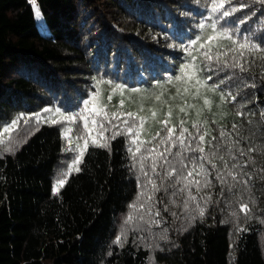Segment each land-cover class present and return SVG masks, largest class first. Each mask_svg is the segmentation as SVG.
<instances>
[{
  "label": "trees",
  "instance_id": "1",
  "mask_svg": "<svg viewBox=\"0 0 264 264\" xmlns=\"http://www.w3.org/2000/svg\"><path fill=\"white\" fill-rule=\"evenodd\" d=\"M35 2L46 35L30 0H0V264H264V0ZM213 3L230 14L214 13ZM202 22L219 34L201 48L202 73L231 94L239 117L212 123L204 142L202 125L188 126L191 136L155 170L149 151L171 146L160 143L166 128L137 151L136 116L100 113L102 137L88 140L79 106L94 82L163 78ZM56 105L88 140L75 164L67 121L35 118ZM194 168L200 174L183 179Z\"/></svg>",
  "mask_w": 264,
  "mask_h": 264
},
{
  "label": "rangeland",
  "instance_id": "2",
  "mask_svg": "<svg viewBox=\"0 0 264 264\" xmlns=\"http://www.w3.org/2000/svg\"><path fill=\"white\" fill-rule=\"evenodd\" d=\"M33 7V12L38 29L43 35L48 34V29L43 21L40 10L39 15L36 14L38 7L34 0H30ZM203 25V27H201ZM200 25V31L195 36V39L190 41L189 47L185 53L183 61L177 64L175 70L166 74L163 78L154 80L148 84L140 83L137 85H129L123 82L116 81H95L94 90L83 101L79 108H84V118L87 119V129L85 134L88 140L92 141L93 138L98 140L102 136L92 121L95 120L96 115L93 111V105L97 108H103L101 114L112 116L116 113L117 117L125 116V113L131 112L136 116L138 122L134 123V134L131 136V145L138 147L142 141H149L163 128L165 125L162 123L167 120L168 127L180 125V121H184L183 127L187 128L190 125L200 124L203 127V132L208 133L205 140L212 133L211 124L223 125L228 121H234L239 117L237 112L229 108V101L232 96L227 90L213 85L209 82L208 78L202 73L199 65V58L201 48L206 51L211 47V42L208 37L214 36L217 38L219 35L216 31L212 30V24L207 25L203 23ZM186 66H188L186 68ZM180 79H177V78ZM214 89V90H213ZM110 97V99H109ZM159 97V99H157ZM205 100L209 103L205 104ZM121 101L123 104L121 105ZM85 102H88L87 110H85ZM183 108L182 112L180 109ZM49 109V111H44ZM41 114H38L44 121H52L56 118L65 119L66 116H71L72 113L59 106L46 107ZM59 110V111H57ZM72 110V109H70ZM153 113L155 115L153 116ZM170 113V115H169ZM127 116V115H126ZM143 118V127H140V119ZM83 123L85 126V119ZM67 121V126L63 130V136L69 138L72 148L76 152V159L84 148V138H76L72 134V121ZM17 123V119L11 120L5 125V129L11 130L16 126L13 122ZM124 126V125H123ZM130 127V125L128 126ZM127 127V128H128ZM88 129L92 130L91 135H88ZM9 132V131H7ZM126 132L129 133L126 129ZM139 132V139L134 141L135 134ZM6 136L5 130L3 135ZM204 140V141H205ZM68 142V141H67ZM68 142V144H69ZM79 145V147H77ZM58 183L55 185L57 189Z\"/></svg>",
  "mask_w": 264,
  "mask_h": 264
},
{
  "label": "snow or ice",
  "instance_id": "3",
  "mask_svg": "<svg viewBox=\"0 0 264 264\" xmlns=\"http://www.w3.org/2000/svg\"><path fill=\"white\" fill-rule=\"evenodd\" d=\"M33 3H34V0H33ZM224 8H225V5H224L223 3H220V4L213 3V5H212V11H213L214 13H216V12H220L221 16H223V17H227V16L230 14V12H229L228 10L221 11V9H224ZM234 10H235V9H233V11H234ZM36 14L39 15V9H38V8L36 9ZM201 27H203V25H201ZM213 39H215L214 36H211V35H210V36L208 37V41H209V42H211ZM245 47L258 48V46H256V45H246V44H241V45H240V48H245ZM208 58L210 59L211 57H208ZM232 66H233V67H236V66H238V65H235V64H234V65H232ZM187 67H188V66H186V68H187ZM241 67H242V66H241ZM210 78H211V77H209V79H210ZM177 79H180V78L178 77ZM213 90H214V89H213ZM109 99H110V97H109ZM157 99H159V97H157ZM120 103H121V105H122V104H123V101H121ZM208 103H209V102H208L207 100H205V104H208ZM87 106H88V102H85V110H87ZM92 110L95 111L98 115H99L101 112H103V108H102V107H101V108H97V107L95 106V104L93 105V109H92ZM180 110H181L182 112L184 111L183 108H181ZM44 111L47 112V111H49V109H45ZM57 111H59V110H57ZM105 115H106V114H105ZM125 115H127V116H129V117H133V116H134V114L131 113V112L125 113ZM154 115H155V113H153V116H154ZM169 115H170V113H169ZM113 117H114V118L116 117V113H113ZM35 118H36V120H37L38 122H39L40 119H41V117H40L38 114H37V116H36ZM82 118H84V117H82ZM65 119H67V120H69V121H74V120H76V116H66ZM84 119H85V128L87 129V119H86V118H84ZM139 119H140V122H141V123H140V127L142 128V127H143V118L141 117V118H139ZM51 122H52V123H56L57 121L53 120V121H51ZM92 123H93V124H97L98 122H97L96 120H93ZM124 123L127 124V121H124ZM162 123L165 125L167 135H166V137H164V138L161 139L160 143L167 144V143H169V142H172V144H171L170 147H166L163 151H159V152H158V151H156V148H153L152 150L149 151V155L152 156V158H153V165H152L153 170H155L156 165H157V163H158L157 158H159V160H163L165 163H168V161H167V157L165 156V153L170 152V151H171V147H175L177 143H178L179 145L183 146V145L185 144L186 139L188 138V137L185 136V133H188V129L183 127L184 121H180V125H181V127H180L179 136H175V133H176V128H175V126L168 127L167 125H168L169 122H168L167 120L163 121ZM15 124H16V122L14 121V122H13V125H15ZM195 126H196V123L194 122L193 127H195ZM100 127L102 128L103 125H100ZM7 131H9V129H5V132H7ZM91 131H92V130L88 129V135H91ZM127 131H128L129 133H132V132H133V128H132V127H128V128H127ZM198 131H199V130H198ZM100 135L102 136V133H100ZM156 135L159 136L160 133L158 132ZM188 135L191 136V133H188ZM206 135H208V133H204V134L199 135V137H198L199 141H200V142H204V140H205V136H206ZM221 135L223 136L224 133L222 132ZM173 137H175V141H174V142H173ZM113 138H115V137L113 136ZM138 139H139V132H137V133L135 134V136H134V141H135V140H138ZM70 143H71V141H70ZM92 143H94V144L97 143V141H96L95 138L92 139ZM87 145H88V140L85 139V140H84V148L81 149V151H80V156L77 157V162L79 161L80 157L83 155V152H84V150L87 148ZM101 146H107V145H106V144H103V145H101ZM77 147H79V145H78ZM156 147H159V145H157ZM197 150H198L199 152H201V153H203V152L205 151V149H204L203 147H201L199 144L197 145ZM137 151H139V147L137 148ZM141 166L143 167V165H141ZM200 169H201V171H204V168H203V165H202V164L200 165ZM77 170H79V169H77ZM175 172H176V169H175V168H172L171 171H169L167 174H168L169 176H171V175H173ZM194 173H195L196 175H199V174H200L199 172H196V169L194 168L192 171H189V172L187 173V176L183 177V179L188 180V177H192ZM229 174H231V173H229ZM218 178L221 179V182L223 183V178H222V177H218ZM64 182H65L64 180H59V181H58V186H62V185L64 184ZM152 183H153V187L155 188V187H156L155 182L153 181ZM188 183H189V184H191V183H195L196 185L199 186L200 181H199V180H189ZM207 183H208V182L205 181V184H206V185H207ZM57 190H58V188H57ZM197 190H199V187L197 188ZM192 199H195V197H192ZM240 207H241V211H243V212H245V213H247V212L249 211L247 205L242 204ZM157 215H158V213H157ZM201 215H203V210H201ZM118 239H119V238H118Z\"/></svg>",
  "mask_w": 264,
  "mask_h": 264
}]
</instances>
